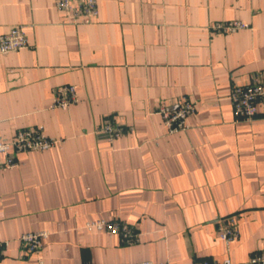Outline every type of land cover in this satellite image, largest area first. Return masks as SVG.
<instances>
[{
  "label": "crops",
  "instance_id": "crops-1",
  "mask_svg": "<svg viewBox=\"0 0 264 264\" xmlns=\"http://www.w3.org/2000/svg\"><path fill=\"white\" fill-rule=\"evenodd\" d=\"M56 1L0 0V33L23 25L29 38L0 51V141L56 140L11 167L0 152V264H251L264 251V108L239 118L230 94L264 73V0H98L89 23ZM228 20L249 27L215 30ZM67 84L75 102L54 106ZM182 97L196 110L170 133L159 108ZM101 219L133 239L85 227ZM34 230L49 237L27 252L19 238Z\"/></svg>",
  "mask_w": 264,
  "mask_h": 264
},
{
  "label": "built area",
  "instance_id": "built-area-1",
  "mask_svg": "<svg viewBox=\"0 0 264 264\" xmlns=\"http://www.w3.org/2000/svg\"><path fill=\"white\" fill-rule=\"evenodd\" d=\"M60 10L68 12L76 22L89 23L98 14V0H57ZM249 24L242 20H228L214 24L217 31L231 32L238 29L248 28ZM29 45V38L23 25L12 26L6 32L0 33V51L9 53ZM233 102L234 112L239 118L251 119L256 116L259 106L264 108V73H256L248 84H236L230 94ZM76 100V86L67 84L61 86L53 103L54 106L66 108ZM196 104L187 97H182L178 106L170 109L166 106L159 108V113L167 126L168 132H178L189 127L187 117L195 112ZM110 137L116 136L122 131L119 125L107 121L101 128ZM56 140L47 137L37 129H20L10 140L0 141V152L7 155L6 166H13L16 163V154L21 151L32 149H46L54 144ZM88 230L105 231L110 235H120L126 241H131L133 235L130 228L118 220H96L85 223ZM235 217H229L221 225L220 238L227 246L239 236ZM49 237L48 230H34L25 232L20 236V241L27 252L39 251L44 241ZM8 242L0 241V259L3 256V249ZM249 263L263 264L264 251H256L250 257ZM121 264H155L151 261L121 263ZM197 264H239L229 258L223 260H201Z\"/></svg>",
  "mask_w": 264,
  "mask_h": 264
}]
</instances>
